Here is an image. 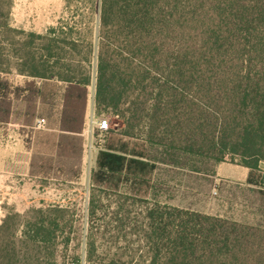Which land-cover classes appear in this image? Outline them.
Returning <instances> with one entry per match:
<instances>
[{"label":"trees","instance_id":"trees-1","mask_svg":"<svg viewBox=\"0 0 264 264\" xmlns=\"http://www.w3.org/2000/svg\"><path fill=\"white\" fill-rule=\"evenodd\" d=\"M13 4L0 0V126L11 121L15 100L26 102L29 116L37 103L57 106L58 127L41 132L43 143L79 162L91 83L76 61L80 35L73 27L43 34L16 28ZM97 58L96 110H113L124 130L108 131L93 189L151 187L159 161L149 158L147 142L218 163L239 158L249 169L247 183L264 193V0H102ZM13 70L29 80L15 85L5 76ZM127 104L129 112L119 113ZM138 136L146 137L143 144ZM105 207L92 194L90 217ZM35 212L23 237L38 247L55 245L66 209ZM143 218L150 264H264V228L159 201L148 203Z\"/></svg>","mask_w":264,"mask_h":264},{"label":"rangeland","instance_id":"rangeland-1","mask_svg":"<svg viewBox=\"0 0 264 264\" xmlns=\"http://www.w3.org/2000/svg\"><path fill=\"white\" fill-rule=\"evenodd\" d=\"M101 3L102 0H14L11 10L12 25L28 32L43 34L50 27L75 29V35H80L76 61H82L83 68L91 74V99L96 93ZM5 76L15 85L29 80L15 70ZM36 106L34 116H29L26 102L15 100L11 121L0 126V264H99L111 259L113 264H150L143 211L154 201L264 228V193L257 186L218 179L216 168L221 163L212 156L172 152L165 146L144 143L146 137L138 136L135 141L144 143L149 158L159 161L151 187L144 186L140 193L136 185L124 183L119 190L96 191L91 175L98 151L109 137V130H124L121 117L113 110L98 113L96 108L94 116H85L84 151L76 162L56 156L43 143L41 132L58 127V107L51 109L40 103ZM130 107L123 105L119 113L129 112ZM40 118L46 119L44 129L35 128ZM98 119H107L110 128L100 131ZM143 128L144 124L139 123L136 130L140 133ZM10 135L18 140L10 142L15 139ZM161 138L167 143L171 136L164 133ZM238 162L239 158L228 157L222 172L235 174L231 172L232 164ZM92 194L106 205L102 215L94 218L89 211ZM51 205L66 209L60 218L64 222L55 245L38 247L23 237L22 231L27 220L38 216L36 209ZM118 205L121 213L116 222L108 225L116 217Z\"/></svg>","mask_w":264,"mask_h":264},{"label":"crops","instance_id":"crops-1","mask_svg":"<svg viewBox=\"0 0 264 264\" xmlns=\"http://www.w3.org/2000/svg\"><path fill=\"white\" fill-rule=\"evenodd\" d=\"M95 99L94 98H90V95H88V103H87V109H86V118L87 116L90 114V115H95ZM83 135V134H82ZM11 137L13 135H10ZM12 138H15V139H10V142H14L15 140L17 141L18 139L16 137H12ZM19 142H17L18 144ZM227 163H221L217 166L216 168V176L218 177V179H221V178H230V179H233V180H238V181H241V182H245L247 183V178H248V174H249V169L247 167H244L242 165H238V164H232V171L231 172H234L235 174H224L222 172L223 170V166L226 165ZM261 169L264 171V163H261ZM27 170H29V164H26L24 166V171L27 172ZM247 185L250 186V184L247 183ZM264 190V188H263Z\"/></svg>","mask_w":264,"mask_h":264},{"label":"built area","instance_id":"built-area-1","mask_svg":"<svg viewBox=\"0 0 264 264\" xmlns=\"http://www.w3.org/2000/svg\"><path fill=\"white\" fill-rule=\"evenodd\" d=\"M45 125H46V119L40 118V119H37L35 128L36 129H44ZM97 125H98L99 130L102 132L107 131L110 128V125H109V122L107 119H98ZM77 264H80V263H77ZM81 264H83V263H81Z\"/></svg>","mask_w":264,"mask_h":264}]
</instances>
